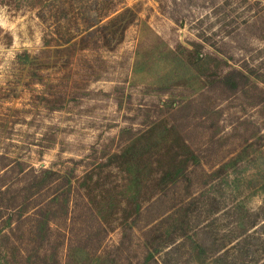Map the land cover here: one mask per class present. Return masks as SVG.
<instances>
[{"label": "rangeland", "instance_id": "374dc122", "mask_svg": "<svg viewBox=\"0 0 264 264\" xmlns=\"http://www.w3.org/2000/svg\"><path fill=\"white\" fill-rule=\"evenodd\" d=\"M108 1L0 0V154L122 168L57 260L0 228V264H145L132 233L162 264H264V0H124L94 24Z\"/></svg>", "mask_w": 264, "mask_h": 264}, {"label": "trees", "instance_id": "16d2710c", "mask_svg": "<svg viewBox=\"0 0 264 264\" xmlns=\"http://www.w3.org/2000/svg\"><path fill=\"white\" fill-rule=\"evenodd\" d=\"M124 6V0H109L96 11L97 21L94 24ZM125 11L134 16V11L130 8H125ZM94 24H90L88 28ZM96 26L99 29L105 27V23ZM221 80L228 89L235 90L247 80V76L242 70L233 67ZM98 154L100 158L101 153ZM120 158L121 154L117 153L105 157L103 155L99 161L91 163L82 158H70L71 162L81 166L85 163L80 176L73 180L76 170L73 165L59 170L54 169L53 165L33 166L0 154L1 232L13 240L11 243H15L18 234L24 232L21 243L31 241L51 245L53 261L57 260L59 247L71 236V225L78 222V212L86 220L90 218L89 212L92 209L90 202H87L90 194L95 190L108 192L111 184L121 174ZM93 184H96L97 189ZM54 211L60 216L52 226L50 222L55 219H51V212ZM91 221L90 219L88 227H93L91 225L94 223ZM95 222L102 226L98 218ZM123 239L126 241V236ZM130 240L136 241L127 246V251L133 254L131 257L143 260L145 264H162L151 248H146L142 241H138L135 233H132Z\"/></svg>", "mask_w": 264, "mask_h": 264}]
</instances>
